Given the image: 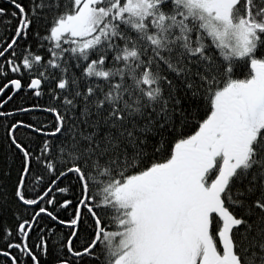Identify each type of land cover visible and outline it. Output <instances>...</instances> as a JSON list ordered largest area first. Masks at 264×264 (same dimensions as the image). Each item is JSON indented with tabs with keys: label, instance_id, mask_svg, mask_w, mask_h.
I'll use <instances>...</instances> for the list:
<instances>
[{
	"label": "snow or ice",
	"instance_id": "6c2138e0",
	"mask_svg": "<svg viewBox=\"0 0 264 264\" xmlns=\"http://www.w3.org/2000/svg\"><path fill=\"white\" fill-rule=\"evenodd\" d=\"M0 25V264H264V0Z\"/></svg>",
	"mask_w": 264,
	"mask_h": 264
},
{
	"label": "trees",
	"instance_id": "16d2710c",
	"mask_svg": "<svg viewBox=\"0 0 264 264\" xmlns=\"http://www.w3.org/2000/svg\"><path fill=\"white\" fill-rule=\"evenodd\" d=\"M2 29H3V26L0 25V30H2ZM39 102L40 103H44L45 101L44 100H40ZM18 103H20V97H17L16 99H14L11 103H9L7 105V107L11 108V107H13L14 105H16ZM37 114L38 113H32V114L24 115L22 118L25 119V120H30V119H32L33 115H37ZM2 136H3V129L0 128V137H2Z\"/></svg>",
	"mask_w": 264,
	"mask_h": 264
}]
</instances>
